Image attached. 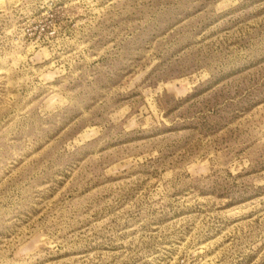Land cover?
Wrapping results in <instances>:
<instances>
[{
    "label": "rangeland",
    "instance_id": "374dc122",
    "mask_svg": "<svg viewBox=\"0 0 264 264\" xmlns=\"http://www.w3.org/2000/svg\"><path fill=\"white\" fill-rule=\"evenodd\" d=\"M0 264H264V0H0Z\"/></svg>",
    "mask_w": 264,
    "mask_h": 264
}]
</instances>
